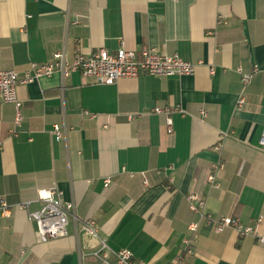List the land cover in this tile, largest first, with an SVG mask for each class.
Listing matches in <instances>:
<instances>
[{
  "label": "crops",
  "instance_id": "0c3cea01",
  "mask_svg": "<svg viewBox=\"0 0 264 264\" xmlns=\"http://www.w3.org/2000/svg\"><path fill=\"white\" fill-rule=\"evenodd\" d=\"M121 45L178 53L195 71L104 84L80 72L43 76L18 86L19 123L0 97V204L37 210L39 191L53 188L111 248L143 264H264V0H0V70L24 73L61 49L72 59ZM167 106L185 111L172 113V133L154 112ZM189 194L205 211L190 208ZM207 215L254 233H217ZM90 245L72 221L65 237L41 242L26 210H0L2 264H80L79 247Z\"/></svg>",
  "mask_w": 264,
  "mask_h": 264
},
{
  "label": "built area",
  "instance_id": "2783aa9c",
  "mask_svg": "<svg viewBox=\"0 0 264 264\" xmlns=\"http://www.w3.org/2000/svg\"><path fill=\"white\" fill-rule=\"evenodd\" d=\"M196 65L185 60L178 53L167 54L155 48L143 47L140 50L128 49L121 45L115 52H111L104 47L92 51L90 54L78 53L72 59L67 55L65 49L56 51L54 60L49 63L33 62L31 67L24 73L15 70H0V97L6 103H13L16 108V123L21 120L22 101L18 95V86L33 82L43 76H50L59 73L63 79L72 72H80L85 77L95 79L97 83H114L125 77H138L142 73L169 77L175 75L193 74ZM241 71V69H239ZM251 79V74L242 73V83L247 85ZM244 104L241 97L239 105ZM154 112L166 116L168 132H173L172 113L184 110L178 106L155 107ZM132 118V115H129ZM53 134L59 139L65 135V129L59 125H54ZM260 144L264 146V127L260 137ZM221 146V145H220ZM224 164L218 161L212 165L213 172L209 175V183L218 187L217 171L222 169ZM108 182V181H107ZM38 198L42 201V207L37 210L30 209V201H23L15 205L1 201L0 210L7 215L12 206L26 210L28 217L36 224L37 235L41 242H47L54 238L65 237L68 234V226L72 221L76 234L83 232L90 239L96 242V246L88 247L89 250H82L79 247L80 264H90L92 258L96 264H143L137 260L132 251L127 248L114 250L103 237L96 221L93 218H80L76 214V204L67 201L62 193L53 188L41 189ZM189 206L193 211L205 209V201L195 195H188ZM205 211V210H204ZM207 222L214 231L220 233L226 228L235 229L240 236L254 233L252 225H244L235 217H221L219 219L207 215ZM197 223L189 225L191 231L197 230ZM192 237L184 239L185 249L188 253H194L191 248ZM260 242L264 245V236L260 237ZM2 264V263H0ZM3 264H18L16 261H9ZM174 264V263H173Z\"/></svg>",
  "mask_w": 264,
  "mask_h": 264
}]
</instances>
